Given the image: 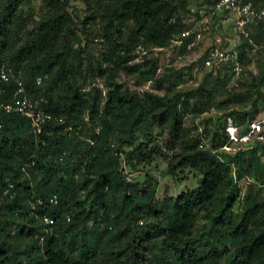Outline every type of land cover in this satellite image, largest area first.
<instances>
[{
  "label": "trees",
  "instance_id": "trees-1",
  "mask_svg": "<svg viewBox=\"0 0 264 264\" xmlns=\"http://www.w3.org/2000/svg\"><path fill=\"white\" fill-rule=\"evenodd\" d=\"M216 1H205L206 14ZM251 3L264 7V0ZM186 9L185 0H0V72L7 77L0 103L23 87L53 117L36 133L21 113L0 111V264H264V143L251 136L228 153L226 126L220 135L215 119L207 148L208 131L184 121L230 92V69H208L197 89L181 90L185 75L167 67L156 78L162 52L146 55L155 48L182 55L193 43L189 32L170 47L190 26L180 14ZM242 38L240 63L248 45ZM257 69L253 109L264 102V62ZM119 73L159 89L177 77L164 95H140L118 84ZM93 76L103 79L104 95L81 93ZM248 115L227 113L241 135L252 124ZM78 125L90 126L86 136ZM154 131L167 132L164 153ZM136 133L146 142L124 151ZM120 155L130 168L160 156L168 176L192 170L197 186L158 200L152 179L124 177ZM246 176L252 183L237 206ZM43 216L53 219L50 227Z\"/></svg>",
  "mask_w": 264,
  "mask_h": 264
},
{
  "label": "rangeland",
  "instance_id": "rangeland-1",
  "mask_svg": "<svg viewBox=\"0 0 264 264\" xmlns=\"http://www.w3.org/2000/svg\"><path fill=\"white\" fill-rule=\"evenodd\" d=\"M185 1L187 3V9L184 11L180 10V14L184 23L190 25L188 28L190 34H195L193 43L185 48V50L181 51L182 55L177 52V50L173 52L168 49L159 50L155 48L149 50L146 53L147 56H156L158 53L162 52V55L159 57V66L162 70L156 73V78H159L164 69L169 67L168 69H173L175 72L181 71L182 74L185 75L183 82H180V85L176 89L195 90L202 82L205 74L209 71L203 66L202 62L211 47L221 45L223 48L231 50L239 44L244 43L242 36L248 39V45L244 48L245 57L241 63V72L238 76L233 75L232 78H230V92L219 98H214L213 106L210 107L209 111L204 112L199 117H193L192 115L185 117L184 121L186 125H198L201 129L204 128L208 131L205 147L211 148L213 144L211 135L217 128V124L215 125L214 123L215 119L218 120L219 128L217 129L220 134L222 125L227 126L228 123L233 120L227 117V113L231 109L246 110L249 113L247 116L248 122L263 127L264 102L258 101L254 109L251 106L255 99V95L252 94V92H254L256 85L255 77L258 74L257 66L258 63L264 62V18L260 20L262 22L254 21L242 30H237L238 28L234 27V13L219 18H209L208 14H206L208 5L205 1L207 0ZM98 49L99 47L95 43V45L92 46V50L96 51ZM141 55L142 53L140 52L138 61H141ZM176 77L177 74H171L170 77L163 82L162 89L157 88L154 81L146 82L134 77H129L124 73H119L116 77V81L124 90L129 92L140 95L146 92L164 95L168 89L173 88ZM17 78L19 79V76ZM83 85L81 90L82 94H86L87 91L92 92L95 88L102 91L103 95L106 92L103 79L98 76L88 78ZM250 87H253L251 92ZM238 98L243 99V101L239 103ZM85 121H87V119H85ZM250 127L251 125L249 128ZM255 128L257 127H254V130H256ZM77 129L80 131L81 136H86L90 130V126L86 125L85 127H80L78 125ZM153 134L158 143L162 145V152L164 153L165 143L168 139L167 132L154 131ZM261 141L264 143V138ZM145 142L141 134L136 133L135 138L130 142H126L123 149L126 152H132L139 144ZM241 148L242 147L238 145L237 142L229 143L227 147H224V149L231 154L236 153ZM262 155L264 159V152ZM120 162L119 170L128 181L143 182L145 179H152L156 183V199L158 200L163 198H176L181 193L197 186L198 174L192 170L180 171L175 177L168 176L165 173L166 163L160 156H154L149 166L138 164L135 168H130L125 165L123 155H120ZM251 183L252 179L248 178V176L240 183L241 196L238 200L239 202L236 204L237 206L241 204Z\"/></svg>",
  "mask_w": 264,
  "mask_h": 264
},
{
  "label": "built area",
  "instance_id": "built-area-1",
  "mask_svg": "<svg viewBox=\"0 0 264 264\" xmlns=\"http://www.w3.org/2000/svg\"><path fill=\"white\" fill-rule=\"evenodd\" d=\"M234 13V27L237 30H242L248 24L254 21H259L264 18V9L252 5L251 0H217L214 4L208 17L212 16H226ZM189 35V31H182L178 36H176L170 43V47H177L181 44L182 39ZM159 50H162L161 48ZM203 66L207 69L220 68L226 66L230 69V72L234 76H238L241 72V63L239 61V56L236 48L225 49L221 45H215L211 47L203 59ZM6 73L1 70L0 72V82L6 81ZM40 83V78L36 79V84ZM43 100L31 99L24 92L23 87L18 88L17 92L13 95V101L10 103H0V111H4L9 114L12 112H19L24 115L31 123L33 130L39 133L43 126L52 120V115L45 112L42 108ZM254 127L256 130H254ZM226 131L229 135V140L231 142H245L251 136L259 140L263 139V127L260 125L251 124L249 131L245 135H241L236 131L233 124L229 123L226 126ZM11 187V185H9ZM7 192V191H6ZM4 191V193H6ZM56 203L55 199L52 200ZM42 221L45 223L46 227H50L53 224V219L48 216H43Z\"/></svg>",
  "mask_w": 264,
  "mask_h": 264
}]
</instances>
